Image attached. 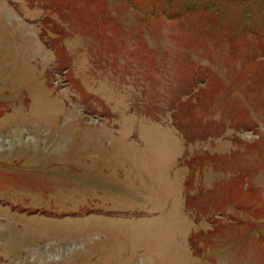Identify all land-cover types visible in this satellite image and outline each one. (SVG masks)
Instances as JSON below:
<instances>
[{
	"label": "rangeland",
	"instance_id": "374dc122",
	"mask_svg": "<svg viewBox=\"0 0 264 264\" xmlns=\"http://www.w3.org/2000/svg\"><path fill=\"white\" fill-rule=\"evenodd\" d=\"M160 4L0 0V264H264L259 19Z\"/></svg>",
	"mask_w": 264,
	"mask_h": 264
},
{
	"label": "trees",
	"instance_id": "16d2710c",
	"mask_svg": "<svg viewBox=\"0 0 264 264\" xmlns=\"http://www.w3.org/2000/svg\"><path fill=\"white\" fill-rule=\"evenodd\" d=\"M160 4V11L163 14L169 13V18L173 19L182 15L202 14V15H232L234 13L244 15L242 20L250 23L256 17L258 26L253 29L246 26L243 32L252 33L259 37H264V0H186L185 4L177 0H157ZM235 15V14H234ZM255 15V16H254ZM258 15V17H257ZM250 25V24H249ZM106 37V36H105ZM264 52V51H263ZM264 58V55L262 56ZM207 156V155H206ZM209 160L210 158L207 157ZM207 159L196 160V167H205ZM192 166V170H193ZM199 171V170H198Z\"/></svg>",
	"mask_w": 264,
	"mask_h": 264
},
{
	"label": "crops",
	"instance_id": "0c3cea01",
	"mask_svg": "<svg viewBox=\"0 0 264 264\" xmlns=\"http://www.w3.org/2000/svg\"><path fill=\"white\" fill-rule=\"evenodd\" d=\"M177 159H178V156L175 157V161H177ZM181 184H182V181H181ZM180 204H182V203L180 202ZM167 215H168L167 212H163V213L158 212L157 213V218L160 219V220L163 219L165 221H168V219L166 218Z\"/></svg>",
	"mask_w": 264,
	"mask_h": 264
}]
</instances>
